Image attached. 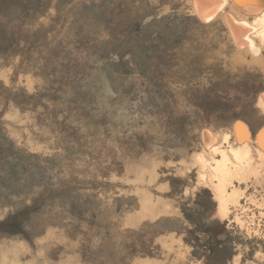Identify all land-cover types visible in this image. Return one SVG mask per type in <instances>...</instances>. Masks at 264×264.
<instances>
[{
	"label": "rangeland",
	"instance_id": "374dc122",
	"mask_svg": "<svg viewBox=\"0 0 264 264\" xmlns=\"http://www.w3.org/2000/svg\"><path fill=\"white\" fill-rule=\"evenodd\" d=\"M226 12L0 0V264H264V46ZM237 123L252 161L222 219L200 156Z\"/></svg>",
	"mask_w": 264,
	"mask_h": 264
},
{
	"label": "bare ground",
	"instance_id": "6f19581e",
	"mask_svg": "<svg viewBox=\"0 0 264 264\" xmlns=\"http://www.w3.org/2000/svg\"><path fill=\"white\" fill-rule=\"evenodd\" d=\"M229 0H194V7L198 15L206 21L213 20L222 14ZM235 12H226V19L237 39L239 46L247 49L254 58L261 57L260 45L264 46V0H231ZM238 14L239 16H237ZM238 33V34H236ZM259 38L260 43L256 41ZM261 59V58H260ZM259 104L264 108V96L259 99ZM238 146L230 145L229 133H226L225 145L213 144L215 136L210 130L204 132L205 145L209 149L211 157L201 155L204 166L210 168V179L214 184L215 197L218 200V213L222 219L228 215V205L236 200V191H228V185L234 179L241 181L245 169L252 161L251 136L247 127L242 123L235 124ZM264 130L259 132V155L264 153ZM219 156V157H218Z\"/></svg>",
	"mask_w": 264,
	"mask_h": 264
},
{
	"label": "snow or ice",
	"instance_id": "6c2138e0",
	"mask_svg": "<svg viewBox=\"0 0 264 264\" xmlns=\"http://www.w3.org/2000/svg\"><path fill=\"white\" fill-rule=\"evenodd\" d=\"M262 135H264V133H262Z\"/></svg>",
	"mask_w": 264,
	"mask_h": 264
}]
</instances>
